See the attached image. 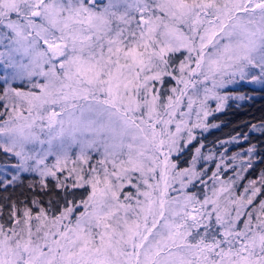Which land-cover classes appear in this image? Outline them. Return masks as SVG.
<instances>
[{
	"label": "snow or ice",
	"instance_id": "6c2138e0",
	"mask_svg": "<svg viewBox=\"0 0 264 264\" xmlns=\"http://www.w3.org/2000/svg\"><path fill=\"white\" fill-rule=\"evenodd\" d=\"M249 85L264 0H0V264H264V149L202 136Z\"/></svg>",
	"mask_w": 264,
	"mask_h": 264
},
{
	"label": "trees",
	"instance_id": "16d2710c",
	"mask_svg": "<svg viewBox=\"0 0 264 264\" xmlns=\"http://www.w3.org/2000/svg\"><path fill=\"white\" fill-rule=\"evenodd\" d=\"M238 92L245 93L251 98L245 100L230 99L221 111L213 113L208 118L207 121L210 125L216 124L219 127H210L207 131L202 132L204 142L207 145L206 153L214 145L215 148H219L217 141L230 140L237 133H246L249 139L248 141H243L241 138L240 143L225 144L224 147L228 149V156H231L233 152H241L242 149H246L252 144H256L258 149H264V134L256 130L249 131L251 125H259L261 121H264V91H261L259 87L255 89L249 85ZM220 150L223 151V149ZM218 159L217 154V161ZM235 163L238 164L239 161ZM260 168H264V164H258L256 173L249 178H254L255 175H258Z\"/></svg>",
	"mask_w": 264,
	"mask_h": 264
},
{
	"label": "rangeland",
	"instance_id": "374dc122",
	"mask_svg": "<svg viewBox=\"0 0 264 264\" xmlns=\"http://www.w3.org/2000/svg\"><path fill=\"white\" fill-rule=\"evenodd\" d=\"M252 87H254L255 89H258V87L259 86H252ZM241 88V89H240ZM242 89H244V87H241V86H233L232 87V91H231V94L233 95V96H237L238 94H240L238 91H240V90H242ZM215 102H212L211 103V108H215ZM0 111H3V109H0ZM214 113H216V112H214ZM25 114H27V113H25ZM209 117H211V116H209ZM208 117V118H209ZM6 118V117H5ZM208 120V119H207ZM207 123H208V121H207ZM209 124V123H208ZM199 131V130H198ZM95 155V154H94ZM95 158L96 159H99V156H95ZM213 170H215L214 169V166H213ZM209 175H211V173H209ZM228 175H232V173H228ZM226 178V177H225ZM179 185L177 184V185H175V187H178ZM217 187H219V185H217ZM192 192H197V193H203V192H208V189L207 188H201V186H199V185H197V187L196 188H191L190 189ZM208 194L210 195L211 193L210 192H208ZM170 195H172V196H175V195H178V193H176V192H170Z\"/></svg>",
	"mask_w": 264,
	"mask_h": 264
}]
</instances>
